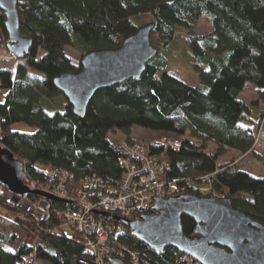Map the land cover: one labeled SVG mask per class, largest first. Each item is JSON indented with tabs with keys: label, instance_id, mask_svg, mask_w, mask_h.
<instances>
[{
	"label": "trees",
	"instance_id": "trees-1",
	"mask_svg": "<svg viewBox=\"0 0 264 264\" xmlns=\"http://www.w3.org/2000/svg\"><path fill=\"white\" fill-rule=\"evenodd\" d=\"M17 6L19 31L32 39L23 59L44 77L28 74L24 64H18L14 78L9 70H0V95L5 90L0 102V146L25 160L33 178L40 179L44 166L53 165L68 169L75 179L98 176L101 189L113 190L122 172L123 152L121 143L110 141L107 132L122 130L127 133L124 140L133 142L136 139L128 132L137 126L146 129L151 138L166 136L180 141L178 150L164 152L168 166L163 177L188 178L179 183L184 193L197 194L191 185L210 182L214 190L230 197L233 205L264 224V178L237 169L235 158L217 161V154L227 148L239 155L255 152L258 133L264 137V0H17ZM201 19L210 30L188 36L195 62L208 66L199 70V83L191 85L169 74L155 56L139 78L97 90L82 118L73 113L67 99L62 110L53 113L39 106L42 98L62 94L53 77L81 67L80 61L74 63L66 54V45L79 44L81 59L93 49L118 47L151 21V43L159 49L173 40L177 28L192 29ZM4 20L0 10V44L7 42ZM246 82L257 88L258 95L250 103L256 107V119L250 116V104L238 98ZM241 120L246 124H240ZM16 122L35 130H12ZM210 141L217 144V153L206 151ZM260 149L264 152V146ZM19 198L0 186V204L13 212L18 210ZM47 200L59 207L66 203ZM101 218L117 222L109 213ZM58 221L54 216L42 225L52 227ZM181 226L185 234L192 235L195 221L182 215ZM25 234L13 218L0 213V264H25L32 252ZM119 242L137 249L143 262L183 264L181 252L170 246L153 251L128 228ZM34 251L36 264H90L91 260L77 235L40 233Z\"/></svg>",
	"mask_w": 264,
	"mask_h": 264
},
{
	"label": "water",
	"instance_id": "water-1",
	"mask_svg": "<svg viewBox=\"0 0 264 264\" xmlns=\"http://www.w3.org/2000/svg\"><path fill=\"white\" fill-rule=\"evenodd\" d=\"M7 42L5 47L16 58L29 53L32 39L19 31L17 0H0ZM153 22H147L115 48H99L84 53L81 67L52 78L54 86L66 97L73 113L84 117L87 105L99 89L139 78L158 49L151 43ZM22 161L0 146V186L18 197L36 194L44 199H58L48 193L28 189ZM61 200V199H60ZM66 202L65 200H61ZM100 215H106L100 212ZM195 221L192 235L183 232L181 216ZM114 218L125 225L132 236L160 252L170 246L200 264H264V224L233 205L230 197L200 196L183 193L157 197L153 211L140 219ZM112 264H128L111 258Z\"/></svg>",
	"mask_w": 264,
	"mask_h": 264
},
{
	"label": "built area",
	"instance_id": "built-area-1",
	"mask_svg": "<svg viewBox=\"0 0 264 264\" xmlns=\"http://www.w3.org/2000/svg\"><path fill=\"white\" fill-rule=\"evenodd\" d=\"M180 146L179 140L166 136L151 138L146 142L121 141L122 172L113 190L101 189L98 176L85 175L75 179L74 173L68 169L53 165H45L41 178L35 179L29 173L26 161H22V182L28 189L66 201L62 207L42 197H20L17 201L18 210L14 220L24 229V241L32 249L25 264H36L34 248L40 233L66 237L77 235L90 255V264H112L109 261L111 258L122 259L128 264H149L141 260L137 249L119 242L127 227L117 220L116 223L104 220L100 212L137 220L153 211L157 197L183 194L179 183L187 182L188 178H165L162 175L168 166L164 152L178 150ZM205 178L209 181L207 176ZM191 189L200 196L224 197V194L214 190L210 182L202 186L191 185ZM54 216L59 219L57 225H42L49 223ZM180 261L183 264H200L183 253Z\"/></svg>",
	"mask_w": 264,
	"mask_h": 264
},
{
	"label": "rangeland",
	"instance_id": "rangeland-1",
	"mask_svg": "<svg viewBox=\"0 0 264 264\" xmlns=\"http://www.w3.org/2000/svg\"><path fill=\"white\" fill-rule=\"evenodd\" d=\"M144 18L148 19L147 16H144ZM209 30L210 27L206 25L202 19L199 20L198 24L192 29H186L183 27L177 28V32L173 40L167 46H162L158 49L156 58L162 65L163 70L188 84L195 85L199 83L201 80L199 70L206 69V66L204 64H197L195 62L189 46L188 36L192 32L207 33ZM79 46V44L76 46H65L66 54L72 59L74 63H78L80 61V55L83 53ZM38 53L40 55L42 51L39 50ZM18 64H24L28 74L38 78L44 77L42 72L31 68L26 64L23 58H16L12 53L7 51L4 44H0V70H9L12 77L14 78L17 74ZM4 93L5 90H3L2 94L0 95V102L4 100ZM257 95L258 92L256 86L251 82H246L245 88L239 93L238 98L250 104L254 99H256ZM65 102V96L63 94H59V96H56L53 99L42 98L39 102V106L46 113H53L54 111L62 110ZM250 106V116L253 119H256V107L252 104H250ZM239 123L246 124V122L243 120H241ZM11 128L12 130L19 132H33L35 130L34 127H30L23 122L13 123ZM128 135L136 137L137 140H140V142H146V140L151 139L146 129L137 126L130 127ZM126 136L127 133L119 129H111L107 132V138L113 142L121 143V141H123ZM193 141L197 144L201 143V141L198 139H193ZM256 141L257 144H259V147L256 149L259 150L251 152L248 156L242 158L244 154L239 155L235 149L227 148L225 152L217 154V161H230L232 158H235L233 163H236L237 169L246 171L254 177L264 178V152L263 150H260V148L264 146V137L260 136L258 133V139ZM206 151L208 153H217V144L213 141L208 142ZM36 166L42 168L39 165ZM224 191L227 190L224 189ZM236 196H232V198H235ZM238 197H245L246 199L251 200L249 196L238 195ZM0 213L13 219H15V216L17 215L16 212H13L11 209L2 204H0ZM37 264H40V261H38Z\"/></svg>",
	"mask_w": 264,
	"mask_h": 264
},
{
	"label": "crops",
	"instance_id": "crops-1",
	"mask_svg": "<svg viewBox=\"0 0 264 264\" xmlns=\"http://www.w3.org/2000/svg\"><path fill=\"white\" fill-rule=\"evenodd\" d=\"M206 66V69H204V70H207L208 69V66L207 65H205ZM244 88H245V84H244V86H243V89H242V91L244 90ZM241 100V99H240ZM243 101V100H242ZM132 137V136H131ZM134 139H137L136 137H133ZM264 144V143H263ZM256 150H259V149H256ZM261 151H262V149H260ZM238 153V152H237ZM251 153V151H249V152H247L246 154H244L243 156H242V158H244V157H246V156H248L249 154ZM234 166L236 167V163L234 164Z\"/></svg>",
	"mask_w": 264,
	"mask_h": 264
},
{
	"label": "flooded vegetation",
	"instance_id": "flooded-vegetation-1",
	"mask_svg": "<svg viewBox=\"0 0 264 264\" xmlns=\"http://www.w3.org/2000/svg\"><path fill=\"white\" fill-rule=\"evenodd\" d=\"M0 34L2 35V33L0 32ZM6 43V42H5ZM5 43H4V46H5Z\"/></svg>",
	"mask_w": 264,
	"mask_h": 264
}]
</instances>
